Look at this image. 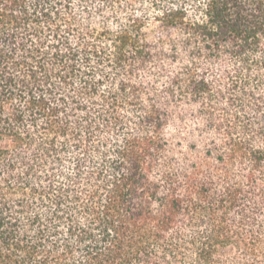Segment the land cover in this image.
I'll return each instance as SVG.
<instances>
[{
  "label": "trees",
  "instance_id": "16d2710c",
  "mask_svg": "<svg viewBox=\"0 0 264 264\" xmlns=\"http://www.w3.org/2000/svg\"><path fill=\"white\" fill-rule=\"evenodd\" d=\"M0 264H264V0H0Z\"/></svg>",
  "mask_w": 264,
  "mask_h": 264
}]
</instances>
